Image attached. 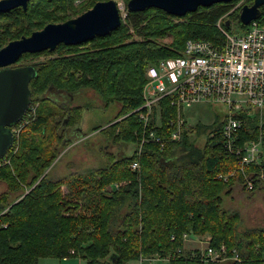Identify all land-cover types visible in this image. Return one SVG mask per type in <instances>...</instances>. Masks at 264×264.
<instances>
[{"label":"trees","instance_id":"trees-1","mask_svg":"<svg viewBox=\"0 0 264 264\" xmlns=\"http://www.w3.org/2000/svg\"><path fill=\"white\" fill-rule=\"evenodd\" d=\"M235 2L198 7L182 17L156 8L127 11L124 23L104 36L20 57L48 55L31 65L35 75L28 86L30 103L36 104L34 114L28 122L22 116L14 125L22 123L12 147L0 159L8 160L0 165V181L7 185L0 193V264H37L42 257L71 256L89 264H125L151 256H168L169 264L221 263L184 252L182 237L187 233L208 235L215 249L223 245L227 259L222 264H264V227L239 231L238 215L222 206L223 193H230L235 182L241 183L239 178L217 177L235 165L233 159L223 157L218 133L222 122L211 129L201 124L186 126L178 141H169L162 149L146 144L139 156L138 172L128 167L136 158L135 151L117 157L104 150L101 167L57 179L43 175L57 157L62 141L64 145L69 142L62 138L65 133L79 128L86 107L55 103L50 97L54 90L58 95H69L90 88L103 106L120 104L114 118L119 119L142 104L149 65L179 56L189 39L221 40L215 23ZM38 7L32 5V12ZM237 11L233 13L236 18ZM62 12L45 15L39 9L31 21L39 20L38 25L47 20L63 22L67 18ZM261 12L259 22L264 19V6ZM33 24L22 29L23 35L35 30ZM20 37L1 30L0 48L9 39ZM167 37L171 40L164 43ZM47 89L51 91L44 98ZM174 110L162 104V128L158 131L169 132L167 118L175 116ZM60 124L62 133L57 131ZM140 128L137 114L131 113L101 130L118 145L135 143L134 131ZM201 133L207 137L200 146L197 135ZM211 133L215 134L209 136ZM120 181L126 184L113 187ZM233 250L239 261L230 259Z\"/></svg>","mask_w":264,"mask_h":264},{"label":"built area","instance_id":"built-area-1","mask_svg":"<svg viewBox=\"0 0 264 264\" xmlns=\"http://www.w3.org/2000/svg\"><path fill=\"white\" fill-rule=\"evenodd\" d=\"M235 1L215 23L222 37L218 43L189 39L179 56L159 59L146 68L142 104L128 113H136L141 125L134 131L139 146L137 157L129 164L133 172L140 170L139 156L145 144L154 143L162 149L168 139L178 140L181 129L189 126L186 112L207 103H221L226 106L218 132L222 153L225 159H233L235 165L217 177L239 178V184L247 191L264 182V19L252 20L243 25L244 29L229 33L222 22L243 5V0ZM162 104L175 109V116L167 118L169 127L174 128L168 139L152 129L162 127ZM33 114L34 106L29 104L24 122ZM21 124L15 132L11 128L14 135ZM4 162L8 160H0V165ZM184 235L194 237L190 233ZM192 255L213 262L227 259L223 245L215 249L208 242L204 250H195ZM230 259L239 261L235 250Z\"/></svg>","mask_w":264,"mask_h":264},{"label":"rangeland","instance_id":"rangeland-1","mask_svg":"<svg viewBox=\"0 0 264 264\" xmlns=\"http://www.w3.org/2000/svg\"><path fill=\"white\" fill-rule=\"evenodd\" d=\"M97 1L101 0H30L27 11L28 15H23L22 12L21 15H19L18 13L0 15V31L5 30L6 32L10 31V34H19V32L23 28H28V26L32 25L33 23V28L35 30H40L46 24L51 23L53 21L47 20L43 24L38 25L40 23L39 20L31 21V17H35L32 15L33 12L36 13L40 9L42 10L43 14L51 15L60 10L63 11L61 15L69 19L83 13L91 7L90 4L93 5ZM114 1L117 4L121 20L125 21L126 13L128 11L126 8V3L128 1ZM247 1L248 0H243V4L249 3ZM34 4L39 5L40 7H38L35 11L32 12V5ZM235 11L236 10H234L225 19L229 20V26H225L224 21L222 22V27L229 33L238 32L245 28V26L241 24L239 19L234 16L233 13ZM238 12L239 10L237 11V14ZM25 17L27 18L26 21H24ZM9 40H13V38ZM170 40L171 38L167 37L163 40V42L167 43ZM47 57L48 55L29 57L27 59L18 60L17 63L10 66L21 67L26 65H32L41 60L46 59ZM54 91L56 92V90ZM50 97L55 103L57 102L67 104L71 102L73 105H86V107L82 111V117L78 125L79 128L83 129L84 133L86 134L84 136L86 137L83 140H80L81 134L68 130L67 133H65L66 137L62 138L69 142H66V144L64 145V141H62V146H60L58 149L59 151L57 157L54 159L52 164L45 170L43 175L47 174V176L51 179L63 178L71 173L83 172L89 168L101 167V165H104V160L102 157V152L104 150L115 153L117 157L129 156L132 151H135L134 153L136 155L139 146V140L135 133V143L120 142L118 143V145H114L113 142L108 138L107 133H103L101 130V128L108 126L119 112V105H117V103H112L107 107L103 106L102 100L98 97L95 91L90 88H82L76 91L75 93L69 95L65 93L60 95L51 94ZM45 103L46 102L43 101L42 105H45ZM49 104H51V102H49ZM30 105L35 106L36 104L30 103ZM225 112L226 106L224 104L207 103L204 106H198L186 112V120L189 126L191 127L198 126L199 124H201L202 127L211 129L216 127L221 122L222 118L225 115ZM97 126H99L100 128L97 130L94 129ZM17 128L18 125L12 127V130L15 132ZM57 131L59 133H62L64 131L62 124L59 125ZM197 136L198 144L202 145L206 133H201ZM113 184H118L119 186H121L123 184H126V181L115 182ZM6 189L7 185L0 181V193L6 191ZM107 189L112 190L110 189V186ZM9 199H14V196L11 195ZM222 206L225 209L238 215L240 219V224L238 226L239 231H243L252 227H264V182L252 189L251 191L245 190L241 184L236 183L232 187L230 193H223ZM202 247L203 246H200V250H204L206 245H204L203 248ZM166 257L168 258V260L170 259V257ZM80 262L81 264H89L86 260ZM162 263L167 264L166 262Z\"/></svg>","mask_w":264,"mask_h":264},{"label":"water","instance_id":"water-1","mask_svg":"<svg viewBox=\"0 0 264 264\" xmlns=\"http://www.w3.org/2000/svg\"><path fill=\"white\" fill-rule=\"evenodd\" d=\"M29 0H0V12L17 5L26 6ZM235 0H128V11H144L147 8L182 17L194 12L198 7H208L216 3ZM264 0H252L243 4L238 12L242 25L261 16ZM121 16L114 0H101L83 13L63 22L48 23L42 29L28 36L9 41L0 48V159L12 147L13 127L25 115L31 101L29 82L35 75L33 66L12 67L25 53L52 52L59 44L78 45L96 36H104L121 25ZM225 26L229 20H225ZM47 89L44 97L50 93Z\"/></svg>","mask_w":264,"mask_h":264},{"label":"crops","instance_id":"crops-1","mask_svg":"<svg viewBox=\"0 0 264 264\" xmlns=\"http://www.w3.org/2000/svg\"><path fill=\"white\" fill-rule=\"evenodd\" d=\"M117 105H119V108H120V104L117 103ZM126 115H124V116H126ZM161 115H162V113H161ZM124 116H122V117H124ZM122 117H120V119ZM153 117H154V115H153ZM153 120H154V118H153ZM115 121H117V120L113 118V120L110 123L115 122ZM160 125L162 126V116H161V124ZM152 129H154L157 133L161 134L162 136H164V137H166L168 139V136L170 135V133L173 131L174 128H171L169 130V132H167V133L163 129H162L161 132L158 131V128H152ZM182 129H181V132H180V136H181V133H182ZM72 131L79 132V134H81L80 135L81 136L80 137L81 138L80 140H83L86 137V136H84L86 134L84 133V131H83L82 128H74V129H72ZM180 136H179V138H180ZM206 137L207 136H205V139H206ZM179 138H178V140H179ZM205 139H204V142H205ZM178 140H176V141H178ZM169 141H173V140L168 139L166 141V143L169 142ZM204 142L202 143V145L204 144ZM197 144H198V142H197ZM54 179H57V178H54ZM236 183H238V182H235L232 185V187ZM182 238H183L182 239L183 240L182 249H183L184 252H193L195 250H199L200 249V246H203L204 247V245H207V242L209 243V236H206V235H194V237H192L190 235L185 236L183 234V237ZM83 260L84 259H82L80 257H77V256L65 257V258H61V259L54 258V257H42V258H39L38 259V263L37 264H81L80 261H83ZM53 261H56V262H53ZM161 261L162 262H166L167 264H169V260H168L167 257L166 258H158L156 256L145 257V258H141V259L135 260V261H128L125 264H136V263L137 264H163ZM224 262H226V260L222 261L220 264H222Z\"/></svg>","mask_w":264,"mask_h":264},{"label":"flooded vegetation","instance_id":"flooded-vegetation-1","mask_svg":"<svg viewBox=\"0 0 264 264\" xmlns=\"http://www.w3.org/2000/svg\"><path fill=\"white\" fill-rule=\"evenodd\" d=\"M29 3H30V0L26 3V6H25V7H23V6L20 4V5H17L16 7L11 8V9L8 10V11L0 12V15H3V14H15V13H18L19 15H21V12L26 13V12L28 11V5H29ZM76 16H77V15H76ZM74 17H75V16H74ZM26 20H27V18L25 17V18H24V21H26ZM32 31H35V30H32ZM32 31H30V33H31ZM9 33H10V31H9ZM19 35H20V36H25V35H23L22 30L19 32ZM16 63H17V62H16ZM26 66H31V65H26ZM55 94L58 95L59 93H57V91H56ZM78 133H79V132H78Z\"/></svg>","mask_w":264,"mask_h":264}]
</instances>
